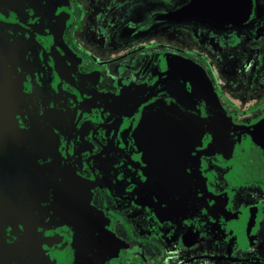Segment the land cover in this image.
Instances as JSON below:
<instances>
[{"label": "flooded vegetation", "instance_id": "af4514ba", "mask_svg": "<svg viewBox=\"0 0 264 264\" xmlns=\"http://www.w3.org/2000/svg\"><path fill=\"white\" fill-rule=\"evenodd\" d=\"M189 1L54 0L42 26L0 4L19 264H264V0L224 27L178 17ZM185 89L214 142L180 191Z\"/></svg>", "mask_w": 264, "mask_h": 264}, {"label": "water", "instance_id": "95a60500", "mask_svg": "<svg viewBox=\"0 0 264 264\" xmlns=\"http://www.w3.org/2000/svg\"><path fill=\"white\" fill-rule=\"evenodd\" d=\"M248 0H190L187 10L180 9L178 17L194 18L203 20L207 23H212L214 26H235L241 19L248 17V8L244 7ZM0 4L3 6H11L16 11H27L30 13L31 18L34 19L33 23L40 22V26L43 22L49 24V21L53 18L55 9L53 8L54 0H0ZM235 7L232 11V6ZM28 7L30 9H28ZM24 16H26L24 14ZM28 19V17H26ZM206 23V24H207ZM9 30L4 27H0V264H10L11 262H18L21 258L17 249L14 246H10L4 240L3 234L8 227H16L17 229L23 228V225H19V218L22 215L23 204L25 195L28 194L27 188L30 187L29 175L27 171L21 165V161L17 159L14 145L11 140V126L6 109L4 85L7 84V69L6 61L9 58L8 54V39ZM180 64V63H178ZM177 64V66H179ZM173 65V63H171ZM172 67V66H171ZM188 73L187 69L185 74ZM180 74V69H176L172 75V83L175 84ZM185 82L190 85L191 78L185 79ZM187 93V94H186ZM184 96H188L190 103L175 106L181 107L180 114H174L173 120L178 122V127H175L173 122V132L178 128V133L173 132L172 148L181 152L180 166L176 164V156L173 153L172 159V178L175 186L178 190L186 187L192 179V174L189 170V165L194 160V156L200 152L205 151L208 146L213 144L214 139L209 137L206 128L203 124L206 122L193 110V102L191 94L185 89ZM184 97V98H185ZM186 99V98H185ZM184 101V100H183ZM196 105L194 104V107ZM202 113V112H201ZM204 127V128H203ZM169 142V141H168ZM178 159V158H177ZM170 167V162L167 163ZM27 176V177H26ZM176 195V194H173ZM11 213V214H10ZM10 214V216H8ZM15 224V225H14ZM20 226V227H19Z\"/></svg>", "mask_w": 264, "mask_h": 264}]
</instances>
